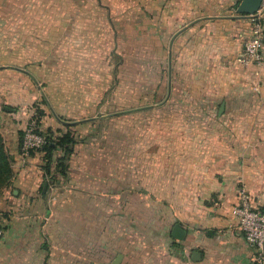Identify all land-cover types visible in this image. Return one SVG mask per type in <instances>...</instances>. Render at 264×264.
<instances>
[{"label": "crops", "instance_id": "crops-1", "mask_svg": "<svg viewBox=\"0 0 264 264\" xmlns=\"http://www.w3.org/2000/svg\"><path fill=\"white\" fill-rule=\"evenodd\" d=\"M240 1L0 0V38L9 43L0 52V133L14 173L0 191V264H115L119 255L120 264H253L254 249L237 228L234 209L244 187L264 211V66H245L240 58L256 24L264 30V14L256 20L239 14ZM125 38L157 60L160 73L167 71L163 103L175 89L177 40L193 38L186 52L199 63L210 57L215 78L205 103L220 107L201 119L233 124L228 131L196 129L195 147L179 150L195 156L196 192L179 202L165 196L164 203L183 206L163 223L156 224V213L149 216L146 239L139 149L132 150L128 169L124 148L108 146L101 136L104 96L117 86ZM203 68H196L197 80ZM177 71L187 78L191 70ZM189 85L181 82L180 90L205 89L202 82ZM217 91H226V98L218 102ZM33 103L42 110L41 130L60 135L73 126L77 144L64 175L54 169L49 175L43 151L21 156ZM62 155L54 152L55 159ZM164 163L169 176L172 160ZM176 224L185 230L182 240L172 236Z\"/></svg>", "mask_w": 264, "mask_h": 264}, {"label": "rangeland", "instance_id": "rangeland-1", "mask_svg": "<svg viewBox=\"0 0 264 264\" xmlns=\"http://www.w3.org/2000/svg\"><path fill=\"white\" fill-rule=\"evenodd\" d=\"M15 39V44L18 45L20 38ZM124 43L120 67L117 72V86L109 88L104 96L107 105L103 111L107 114V120L102 125V131L106 132L102 133L101 136L104 134L108 146L124 148L125 165L130 164L132 150L139 149L140 227L144 239H146L147 228L151 226L152 220L149 218L151 220L148 223L149 216L156 213V224L159 221L163 223L167 216L172 215V212L179 211L180 206H183L177 202L164 203L163 199L167 195H176V200L179 202V196L188 197L196 192L195 176L199 168L190 160L195 156L181 154L179 150L195 147L196 129L204 127L203 129L206 130L207 127H211V129L217 127L218 130L228 131L233 124L226 120L208 123L209 120L201 119L205 115H217L220 107L217 104L211 107L205 103V100L214 94L211 89L209 90V85L215 82V78L211 74V58L209 57L206 60H201V63L204 64V77L197 80L195 71L198 65L202 64L197 62L195 58H191L186 52L192 48L193 38H178L177 40L179 53L175 59L177 69L173 73L175 89L172 91V100L166 103L163 101L168 94L167 71L166 74H163L162 71L160 73L157 60H154L152 56L149 58L148 53L135 50L136 43L133 38H125ZM128 43L129 45H127ZM180 46H182L181 50ZM8 49V41H5V38H0V52ZM182 54L185 58L180 61L178 57L180 58ZM180 66L191 70L187 78L177 71ZM196 81L204 83L205 89L200 92L180 90L181 82L191 85ZM218 94H221L218 102L223 100V97L226 98L227 95L226 91H217ZM217 95H214L215 99H217ZM196 100L203 102L204 106L194 105ZM36 107V103H33L30 109L33 111ZM30 109H28L27 114L31 111ZM10 117L12 116L10 115ZM181 125H186L187 130H181ZM253 125L256 126V124ZM154 153L157 157L156 162L152 159ZM167 156L168 158H166ZM184 158L189 159L185 162L183 161ZM164 159L172 160V171L169 176L167 167H164ZM127 168L129 169L131 166L129 165ZM127 168H125V172ZM154 172L156 175L153 178ZM181 174L182 181L179 178Z\"/></svg>", "mask_w": 264, "mask_h": 264}, {"label": "built area", "instance_id": "built-area-1", "mask_svg": "<svg viewBox=\"0 0 264 264\" xmlns=\"http://www.w3.org/2000/svg\"><path fill=\"white\" fill-rule=\"evenodd\" d=\"M264 14V0L257 15L253 20ZM264 49V30L260 24H256L253 34L245 43V50L240 58V62L245 65L264 66L262 51ZM24 128L22 145L20 148L23 160L30 156L32 150L39 149L47 143L46 136L39 132L37 118L33 115ZM237 228L244 234L246 241L253 247V264H264V211L253 206V200L246 188L239 190V201L234 209ZM5 228L0 221V239L4 237Z\"/></svg>", "mask_w": 264, "mask_h": 264}, {"label": "trees", "instance_id": "trees-1", "mask_svg": "<svg viewBox=\"0 0 264 264\" xmlns=\"http://www.w3.org/2000/svg\"><path fill=\"white\" fill-rule=\"evenodd\" d=\"M33 115L38 120L39 124V132L46 136L47 143L36 150H32L30 155L35 151H43L45 152V168L48 170L49 175L53 178L54 174H52L51 170L54 169L56 172L60 174H66L69 169V160L74 153L75 145L77 144V139L74 134V131L71 129L73 127L71 124L66 125L67 130L62 132L60 135H57L52 130L43 131L40 128V121L42 117V110L37 106L33 110ZM24 135V129L21 132V145L22 139ZM20 145V148H21ZM57 149H61L63 151V155L55 159L54 152ZM12 156L7 152L4 139L0 133V191L3 189L13 178V167H12ZM55 164L53 165V163Z\"/></svg>", "mask_w": 264, "mask_h": 264}, {"label": "water", "instance_id": "water-1", "mask_svg": "<svg viewBox=\"0 0 264 264\" xmlns=\"http://www.w3.org/2000/svg\"><path fill=\"white\" fill-rule=\"evenodd\" d=\"M262 4V0H241L237 11L242 15H249L250 17H254L257 15L260 10ZM172 236L175 239L182 240L185 237V230L181 228L180 225L176 224L173 228ZM121 255L116 258L115 264H120Z\"/></svg>", "mask_w": 264, "mask_h": 264}]
</instances>
